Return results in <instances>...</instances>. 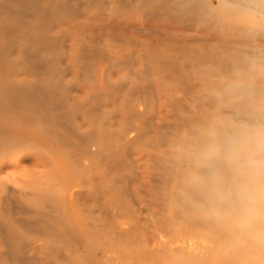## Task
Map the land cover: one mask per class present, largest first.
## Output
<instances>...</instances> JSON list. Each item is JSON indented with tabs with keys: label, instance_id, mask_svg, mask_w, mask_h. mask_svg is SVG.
<instances>
[{
	"label": "bare ground",
	"instance_id": "bare-ground-1",
	"mask_svg": "<svg viewBox=\"0 0 264 264\" xmlns=\"http://www.w3.org/2000/svg\"><path fill=\"white\" fill-rule=\"evenodd\" d=\"M193 71L202 74L200 88L207 83L212 86L218 111L212 113L210 109L211 114L205 112L198 118L175 115L170 108L179 111L181 102H185L182 107L187 109V94H195L197 85L190 80ZM92 79L95 83H90ZM132 92L134 99L130 97ZM168 110L174 121L172 117L170 120ZM164 111L169 114L167 120L173 122L167 130L165 124L163 128L160 125L164 122ZM261 127H264V0H0V148L10 152L37 146L65 156L68 161L60 179L59 172L53 181L52 177L48 176V181L45 177L46 182H53L52 186L46 185L51 190L55 185L62 187L56 188L59 191L55 189L56 196L61 194L60 189L64 191L63 207L51 201L54 208L60 207L53 209L55 213L49 212L52 209L47 211L43 202L46 209L37 207L34 202L37 196L28 194L18 197L27 211L21 209L10 214L0 211L1 227L3 222L7 227L4 229L10 231H4L10 233L8 238L0 237V264H103L106 252L119 251L124 245L122 251L128 253L124 254L130 264L145 260L147 264L161 259L159 254L165 251L158 240L162 228L173 232L180 223L186 224L190 231L210 228L214 233L228 225H224L225 215L242 217V212L252 209L250 206L257 209L264 228V197L258 196V188L254 190V182H250L252 177L257 178L256 173L246 180L249 189L238 192L233 186L230 165L213 154L214 144L223 140L225 132L255 133ZM254 142L255 138H250L249 146H254ZM147 145L155 149L151 158L156 162L152 163L159 162L162 166L163 176L156 165L163 181L160 178L162 187H158L160 192L156 189L155 199L161 198L165 207L162 219L156 222L150 250L143 247L139 229L115 233V227L114 232H106V224L92 227L82 219L84 214L93 213L98 203H102L105 211L125 200L124 191L130 185L123 174H129L117 169L125 162L127 168L130 156L135 159L133 156ZM33 166L41 168L39 162ZM152 169H148V174L150 171L153 174ZM214 169L223 180V200L213 190ZM134 170L136 174L137 168ZM158 178L153 191L160 185ZM143 180L142 175L134 177L131 185L137 184L138 196L148 197V193H140L142 190L138 188H144ZM55 182L59 184L54 185ZM258 182L256 186L262 192ZM144 186L148 190L149 186ZM4 193L0 190V202ZM99 193L103 195L102 201L98 199ZM32 204L34 215L30 214ZM124 209H119L123 217ZM20 215L48 219L50 232L45 231L48 221L42 222L45 229L39 230L37 236L21 232L14 227ZM91 216H85L87 222L91 223ZM118 217L115 215L108 221L115 223L113 219L120 220ZM188 228L181 231L187 235ZM207 229L203 233L212 234ZM242 230L247 233L251 228ZM136 231L141 237L133 234ZM188 234L190 237L191 233ZM186 246L173 248L183 264L207 261L205 253V257L198 253L200 257L193 259L189 245ZM259 254L261 259V251ZM176 256L173 264L179 262ZM256 256L259 258L258 253ZM124 257L121 254L119 258L123 261L127 258Z\"/></svg>",
	"mask_w": 264,
	"mask_h": 264
},
{
	"label": "rangeland",
	"instance_id": "rangeland-1",
	"mask_svg": "<svg viewBox=\"0 0 264 264\" xmlns=\"http://www.w3.org/2000/svg\"><path fill=\"white\" fill-rule=\"evenodd\" d=\"M203 74H205V72L203 73ZM206 74H207V72H206ZM68 79H70V78H68ZM202 79V74H197V71H193V72H191V75H190V80L194 83V85H197L198 86V90H197V86H196V89H195V94H187V96L186 97H188L187 99L189 100V102H187V109L185 108V106H183L182 107V105H185L184 103L185 102H181V104H180V109L182 108H185L184 110H180L179 109V111H177V109H171L170 108V110L176 115V114H178V113H180V114H183V115H188V116H191V117H193V118H198V115H203V114H205V112H206V114H208L209 113V110L211 109V111L210 112H212V113H215L216 112V110L218 111V109H217V106H219V105H217L216 103H215V95H214V93H213V89H212V86H210V84H208L207 83V85L206 86H204L203 88H200V86H199V81ZM91 81V82H90ZM89 82L90 83H95L94 82V80L92 79V80H90ZM122 92V91H121ZM121 92L119 93V94H121ZM132 96H130L131 98H135V93L134 92H132ZM214 97V98H213ZM121 98V95H120V97L119 98H117V100L119 101V100H121L120 99ZM133 98V99H134ZM190 98V99H189ZM214 99V100H213ZM111 100V99H110ZM109 100V101H110ZM112 101V100H111ZM130 101V100H129ZM132 101V100H131ZM134 101V100H133ZM213 101V102H212ZM110 103V102H109ZM183 103V104H182ZM215 105H217V106H215ZM212 107H213V109L214 110H212ZM219 108V107H218ZM145 109V108H144ZM143 109V110H144ZM216 109V110H215ZM226 110V109H225ZM169 112V110H168V113L170 114V116H169V114L167 113V115H166V112L164 111L163 113H162V115L164 114V117H162V119L164 120V122H162V123H160V125L162 126V125H164V127L166 128L167 126H168V124L170 125V126H172L173 125V122L172 121H170L173 117H174V115H171V114H173L172 112ZM176 111H177V113H176ZM208 111V112H207ZM215 111V112H214ZM209 114H211V113H209ZM169 116V118H170V120H169V118H168V120H167V117ZM172 117V118H171ZM173 121H174V118H173ZM169 127V126H168ZM162 128H163V126H162ZM165 130V129H164ZM166 130H167V128H166ZM151 134L152 133H148V135L149 136H151ZM163 140H164V138H163ZM13 141H11L10 143H12ZM256 144V142H254V145ZM37 146H29V148H25V147H23L22 148V150H21V148H19V149H16V150H13V151H10V152H7V150L8 149H6V151H3V148H0V190L1 191H6V194L4 193V195H3V197H2V199L3 200H1V202L0 203H3L2 204V206H1V204H0V211H1V213H4V214H6V212H7V214L9 213H13V212H15L16 210H23V211H27V207H26V205L23 203V202H21L20 200H19V195H22V194H28V195H30V196H32L33 198H36L35 196H37V198L35 199L36 201H34L37 205V207H38V205H39V207L41 206L42 208H44V209H46V206H47V211H49L50 209H52L51 211H49V212H54L55 210H53V209H59V208H57L56 206V208H54L53 207V204L51 203V201L55 204H58L59 206H60V204H61V207H63V201H64V191H62L63 189H60V191H61V194H58L57 196H56V193H58V191H59V189H56L57 187H59V188H62L61 186H57V185H55L56 183L57 184H59L58 182H55L54 183V188H52L53 190H51L48 186L50 185V186H52L53 185V182H46V181H48L47 180V178H49V177H52L51 178V180L53 179V176H56V175H58V172L60 173V175H58V177H59V179H60V176H63V174H65V172H66V168H67V162L68 161H66V159H67V157H63V156H58V155H55L54 153H52L50 150H47V149H43V148H41V147H37ZM148 147H151L150 145H147L146 147H143V149H144V151H143V149H141V153L139 154V155H134L133 157L135 158V159H133L132 158V156H130L131 157V159H133V161L134 162H136V163H134L133 161H131V159L130 160H128L127 162H128V167L126 168V166L125 165H127V163L125 162V163H123V164H121L118 168L119 169H117V170H120V172L121 171H126V173H128L129 175L127 176V174H125L124 172H122L121 174H123L125 177H126V179L128 180V186H129V189H128V187H127V189H126V191H124L125 193V200H121L122 202H120V203H118V206L120 207H118L117 205H115L114 206V208L112 207V208H108V209H106L105 207H104V209H106L105 211H106V213H109L110 212V210H112V214L111 213H109V214H107V215H105L104 214V212L105 211H103V205H102V203H98L99 204V206H97V208L94 210L95 212H97V213H95L94 211H93V213H91V214H87V215H85L84 214V217H82V219H83V223H85V224H88V225H93L92 227H100V225H104V224H106V226L105 227H107V228H104V230L106 231V232H108V230H110V231H112V232H114V229H115V227H117V231L115 232V233H118V231H119V233H121L120 231H122V232H133V231H131V230H129V229H132V230H134L135 231V229L136 230H138L139 231V233L141 234V236L143 235V237H142V239L144 240V243H143V247L145 248V250H146V248L148 249V250H150V248H151V245H152V242H153V236H154V233H155V231H156V225H157V223L156 222H159L161 219H162V215H163V213H164V211H165V207H164V202L163 201H161L162 199L160 198H156L155 199V192L158 190V187H162V183H161V180H160V178H162V181H163V177H160V172H161V174H162V169H160L162 166H161V164L159 163V162H157V164L156 165H158L159 166V169L161 170H157V168L156 167H158V166H156L155 164H153V163H155L156 162V160L152 157L151 158V156L153 155V153H154V151H155V149H154V151H153V149L151 150V148H148ZM37 150H36V149ZM41 148V149H40ZM18 150H20V151H18ZM42 150V151H41ZM44 150V151H43ZM142 151H143V154H142ZM148 154H149V156H148ZM51 158L50 160L52 161V162H50L49 161V158ZM42 157V158H41ZM143 157V159L145 158L147 161H140V160H142V159H140V158H142ZM151 158V160H150V158ZM144 159V160H145ZM150 160V161H149ZM154 160V161H153ZM45 161V162H44ZM46 161H47V163H46ZM130 161H131V163H130ZM149 161V162H148ZM35 162H39L40 164H41V168H39V167H34L33 166V164L35 163ZM46 163V165L47 166H49V168L45 165V168L46 169H48V170H46V169H44L42 166H43V164L44 163ZM54 162H56V163H54ZM133 162V163H132ZM142 162V163H141ZM153 162V163H152ZM50 163V164H49ZM51 163H53V165L51 164ZM151 163V164H150ZM131 164V165H130ZM136 166L137 165V172H136V174L134 173L136 170H134V169H136L134 166ZM136 164V165H135ZM51 165H52V167L53 168H56L55 169V171H57V173H55L54 172V169L51 167ZM148 165L149 166H151V167H149L148 168ZM123 166V167H122ZM133 167V171H132V168L131 167ZM127 169H125V168ZM51 169V170H50ZM121 169H123V170H121ZM143 169V170H142ZM148 169H152L153 171H152V173L153 174H151V171H150V174H148L149 173V170ZM154 169H155V171H154ZM50 170V171H49ZM46 171V172H45ZM160 171V172H159ZM48 172V173H47ZM154 172L156 173V178H158L157 177V175L159 176V183L158 184H160V185H158L157 186V188H154V191H153V188L152 187H156L155 186V184L157 185V183H156V178H154V179H152V177L151 176H153V177H155L154 176ZM159 172V173H158ZM50 173L52 174V176L50 175ZM55 173V174H54ZM260 173V174H259ZM258 174H256V176H254L255 174H253V176L254 177H257V178H253L252 177V175H251V177H252V179L253 180H251L250 182L251 183H253L254 184V186H253V189L255 190L256 188H258V190H256V193L257 194H259L258 196L261 198V197H264L263 195H264V179H262L263 177H264V170H262V172H259ZM132 174L134 175V176H132ZM47 175V176H46ZM140 175H142L143 176V178H144V180H143V189H142V187L141 186H138V188L139 189H141L142 190V192H140V190H139V192L140 193H148L147 195H148V197L146 196V195H141L140 193V195L141 196H144V197H141L140 195L138 196V194H137V192H138V190H137V184L136 185H134L133 183H134V177L136 178L137 176H140ZM149 175V176H148ZM259 176V178H260V176H262V178H261V180L258 182V180H259V178H258V176ZM49 176V177H48ZM161 176H163V174L161 175ZM45 177H46V181H45ZM132 177H133V179H132ZM151 177V178H150ZM250 177V176H249ZM248 177V178H249ZM250 177V178H251ZM131 179V180H130ZM151 179V180H150ZM126 180V181H127ZM130 180V181H129ZM53 181V180H52ZM133 181V183H132V185H131V182ZM155 183H154V182ZM130 182V183H129ZM157 182H158V180H157ZM256 182H258L259 183V185H261V187L260 188H262V192H259V186H256L257 185V183ZM256 183V184H255ZM145 184H147L148 186H149V188H148V186H147V188H148V190L145 188L146 186H144ZM44 185V186H43ZM46 185H48L47 187H46ZM152 185V186H151ZM250 185V184H249ZM43 186V187H42ZM133 186V187H132ZM151 186V187H150ZM252 186V185H251ZM263 186V187H262ZM124 188L126 187L125 185L123 186ZM131 187H132V189H131ZM5 188H6V190H5ZM123 188V189H124ZM244 188H246V189H249V187L247 186V184H246V182H245V187ZM50 189V190H49ZM58 190V191H56V190ZM131 189V190H130ZM144 189H146V190H144ZM152 189V190H151ZM157 189V190H156ZM251 189V188H250ZM75 190H78V189H75ZM55 191V192H54ZM131 191V192H130ZM154 192V193H152V192ZM21 192V193H20ZM32 192V193H31ZM158 192H160V190H158ZM16 193H17V195H16ZM63 193V194H62ZM134 193H136L137 195V197H139V199L135 196V195H133ZM151 193V194H150ZM33 194H34V196H33ZM36 194V195H35ZM53 194H54V197H52L53 196ZM100 194V196H99V200L100 201H102L103 200V195H101V193H99ZM9 195V196H8ZM62 195V196H61ZM133 195V196H132ZM151 195L153 196L152 198H151ZM8 196V197H7ZM135 196V197H134ZM146 196V197H145ZM149 196H150V198H149ZM40 197V198H39ZM61 197H62V200H61ZM56 199V200H55ZM132 199V200H131ZM19 200V201H18ZM55 202H54V201ZM60 200H61V202H60ZM131 200V201H130ZM134 200V201H133ZM143 200V201H142ZM3 201V202H2ZM16 201V202H15ZM50 201V202H49ZM129 201H130V204H129ZM145 201V202H144ZM160 201V202H159ZM8 202V203H7ZM42 202H43V204H47L46 206L45 205H43L42 204ZM154 202V203H153ZM14 203V204H13ZM20 203L22 204L21 206H22V208L20 207ZM34 203V204H35ZM49 203H50V205H49ZM116 203V204H117ZM122 203V204H121ZM146 203H147V208H146ZM158 203V204H157ZM5 204H7V206L5 205ZM101 204V205H100ZM119 204H121V205H119ZM135 204V205H134ZM149 204V205H148ZM156 204V205H155ZM26 207H24V206ZM33 205V204H32ZM34 206L35 205H33V208L31 207V212H30V214L31 215H34ZM52 206L53 208H50V207ZM100 206H102V207H100ZM2 207V208H1ZM8 207V208H7ZM100 207V208H99ZM118 208V209H116V208ZM124 207H125V209H124ZM232 207V206H231ZM122 208L124 209L123 211H124V217H125V222L123 221V219H124V217H123V212L122 211H119V209H121L122 210ZM159 208V209H158ZM249 208H252L251 210L249 209V210H247L246 212H242V217H240V215H237V216H235L234 218L232 217V216H228V215H225V217H224V220H225V224L224 225H226V223L228 224V225H226V227L224 228V229H222V228H218V229H220V231L218 232V231H215L214 230V233L211 231V229H210V233H212V234H210V235H208L209 234V232L207 233L206 232V234H204L203 232H205L206 231V229L207 228H205V230L203 231L202 229H204V228H201V230L200 229H196V230H198V232H196V230H194V231H190V229L191 228H188V226L186 225V224H177L176 225V227H175V231H171V230H169V229H164V228H162L161 229V231H162V234L159 236V238H158V240H159V244H161V245H163L162 246V249H164L165 251L162 253V254H159V255H162L161 256V259H159V260H156V261H149V262H153L154 264H155V262H156V264L158 263H160V264H173V263H175L174 262V258H175V256H176V254L178 253H175L174 252V250H173V248L174 249H178V248H180L183 244L185 245V247H187L186 245H189V247H188V252H189V254H190V256H192V257H194L193 259H197L198 257H200L199 256V254L201 255V254H203V255H201V257H205V255H206V257H207V261L205 260L204 261V264H216L217 262L220 264H261V262H263L262 264H264V261H263V259L264 258H262V257H264V252H262V251H264V228H263V226L261 227V217H260V215L255 211V210H257V209H255V208H253V207H249ZM128 209V210H127ZM7 210V211H6ZM97 210H99V211H97ZM11 211V212H10ZM120 213H119V212ZM254 211L256 212V213H254ZM57 212V211H56ZM130 212V213H129ZM131 212H133V214L131 213ZM159 212V213H158ZM55 213V212H54ZM116 213V214H115ZM135 213V214H134ZM251 213H253L252 215H253V217L251 216ZM96 214V215H95ZM102 214V216L104 217V218H102V216H100ZM110 214H111V217L113 216V217H115V215L116 216H119L118 218H120V220L119 219H117L116 220V218L115 219H113L114 221H115V223L114 222H111V220L110 221H108L109 219H112L111 217H110ZM115 214V215H114ZM120 214H122V217H120L121 215ZM160 215V216H158V215ZM241 214V213H240ZM258 214V215H257ZM58 215V214H57ZM56 215V216H57ZM60 215V214H59ZM58 215V216H59ZM91 215H93V218L91 219V218H88V219H91V223H92V220H93V222H94V224L92 223H90V222H87V216L88 217H90ZM129 215L131 216L130 218H129ZM246 215V217H244L243 218V216H245ZM255 215H257V216H255ZM86 216V217H85ZM98 216V218L99 217H101L100 218V220L98 219V218H96V217ZM92 217V216H91ZM159 217V218H158ZM227 217H229V218H227ZM98 219L99 221H97L96 219ZM136 218V219H135ZM249 218H250V220H249ZM253 218H255V219H253ZM17 219H19V220H17ZM15 221L16 222H14L15 223V225H14V227L16 228V226H17V228H19V230L22 232L23 231V233H26V234H29L30 233V235H32V236H37L38 235V231L39 230H44L45 228V226L46 225H43L42 226V222L44 223V224H46V222L48 221V225H47V227L49 228V224H50V222H49V220L47 219V221H46V219H41L40 217L38 218H32V217H28L27 215H20V217L19 218H17ZM32 219H33V221H32ZM86 219V220H85ZM132 219V220H131ZM159 219V220H158ZM243 219H245L244 221H243ZM45 222H44V221ZM96 220V221H95ZM112 220V221H113ZM135 220H136V222H135ZM243 222H242V221ZM20 221L23 223H21V224H19L20 223ZM106 221V222H105ZM119 221H120V223H119ZM139 223H138V222ZM30 222V223H29ZM98 222V224H97V226H96V224L95 223H97ZM103 224H102V223ZM105 222V223H104ZM241 222L243 223V224H241ZM249 222H251V223H249ZM36 227H33V225ZM38 225H37V224ZM39 223H40V225H39ZM110 223H114L116 226H114V224L112 225V224H110ZM124 223V224H123ZM3 224H5V223H3L2 222V226L3 227H1V223H0V227H1V230H0V237H2V238H8V235L10 234H7L6 232L7 231H9V228L7 229V230H5L6 228L4 227V226H6V224L5 225H3ZM138 224V225H137ZM141 226H140V225ZM235 224V225H234ZM37 225V226H36ZM110 225V227H108ZM124 225V226H123ZM132 225V226H131ZM230 225V226H229ZM234 225V226H233ZM236 225H237V228H236ZM242 225V226H241ZM19 226V227H18ZM23 226V227H22ZM41 226V227H40ZM138 226H139V228H138ZM229 226V227H228ZM46 227V229H45V231H49L50 232V228L48 229ZM5 228V229H4ZM40 228V229H39ZM42 228V229H41ZM113 228V229H112ZM183 228H188V229H184L185 231H187L186 232V234L188 235H185L184 233L185 232H182L183 231ZM235 230V231H233L232 232V230L233 229ZM247 228V230L249 229V228H251V230L249 231H247V233H246V230H242V229H246ZM25 229V230H24ZM37 229V230H36ZM122 229V230H121ZM148 229V230H147ZM209 229H207L208 231H209ZM229 229V230H228ZM236 229H239L240 231H241V233H240V231L239 230H237L236 231ZM258 229H259V231H258ZM35 230V231H34ZM116 230V229H115ZM141 230V231H140ZM143 230V231H142ZM147 230V231H146ZM164 230V231H163ZM174 230V229H173ZM182 230V231H181ZM193 230V229H192ZM3 231V233L1 234V232ZM4 231H6V232H4ZM30 231V232H29ZM42 231H40V232H42ZM138 231H136V232H134L133 234H135V235H137L138 234ZM145 231V232H144ZM165 231H166V233H165ZM180 231V232H179ZM189 231V232H188ZM201 231H202V233H201ZM228 231H230V233L228 232ZM242 231H243V233H242ZM244 231H245V233H244ZM10 232V231H9ZM171 232V233H170ZM201 234H200V233ZM216 232V233H215ZM137 233V234H136ZM164 233L165 234H167V236L166 237H164ZM180 233V234H179ZM188 233H191V235H190V237H189V234ZM223 233V234H222ZM225 233V234H224ZM241 235H240V234ZM4 234H5V236H4ZM219 234V235H218ZM222 234V235H221ZM236 234H237V236H236ZM218 237H217V236ZM221 235V236H220ZM229 235V236H228ZM231 235V236H230ZM253 235H254V237H253ZM138 236H140L139 234H138ZM140 236V237H141ZM187 236V237H186ZM259 236V237H258ZM163 239H162V238ZM192 237V238H191ZM241 237V238H240ZM161 238V239H160ZM167 240H166V239ZM188 238H190V239H188ZM220 238H222V240L220 239ZM259 238V239H258ZM218 239H220V241L218 240ZM258 239V240H257ZM192 241V243H189V242H191ZM217 240L219 241V242H217ZM250 240V241H249ZM261 240V241H260ZM254 241V242H253ZM162 242V243H161ZM165 242H166V244H165ZM172 244L171 246H170V243ZM179 242V243H178ZM209 242V243H208ZM216 242H217V244H216ZM253 242V243H252ZM256 242V244H254ZM258 242V243H257ZM260 242V243H259ZM167 243H168V247H172V248H170V249H168V247H167ZM183 243V244H182ZM220 245H219V244ZM253 244V246L251 247L250 245H252ZM177 244V245H176ZM190 244H193V245H191V247H190ZM214 244H216V245H214ZM250 244V245H249ZM257 244H258V246L259 247H257ZM263 246H262V245ZM175 245H176V247H175ZM254 245H256L255 246V249H254ZM125 247H126V245H124ZM123 246V247H124ZM121 246H119V247H116L117 249L118 248H120ZM123 247L122 248H120V250L119 251H117V250H115V251H109V252H106V257L107 258H109L110 256H111V254L113 255V256H111L109 259H106V257L104 258V263L103 264H109L110 262V264H125V261H126V264H127V262L129 261V259H128V257H127V255H125V254H128L127 252H123L122 250H123ZM167 247V250L165 249ZM205 247H207V251H206V248ZM219 247V248H218ZM245 247H247L246 248V250L248 251V254H247V252H246V250H244V248ZM192 248H194V250H192ZM210 248V249H209ZM214 248V249H213ZM217 248V249H216ZM223 248V249H222ZM110 249V248H109ZM108 249V250H109ZM125 249V248H124ZM190 249H191V251H190ZM263 249V250H262ZM198 250V251H197ZM211 250V251H210ZM213 250L215 251V254H214V252H213ZM217 250V251H216ZM253 250H257L256 252L258 253V256L260 255L259 253H260V251H261V255H262V257H261V259H262V261H261V259H260V256H259V258L256 256V252L255 251H253ZM120 252V253H119ZM121 252H123V253H121ZM173 252V253H172ZM212 252V253H211ZM221 252H223V253H221ZM109 253V254H108ZM125 253V254H124ZM171 253V254H170ZM192 253V254H191ZM194 253H196V255L194 254ZM199 253V254H198ZM204 253H205V255H204ZM252 255H251V254ZM256 253V254H255ZM118 254V255H117ZM123 255V257H124V255H125V257L124 258H126V260L124 259L123 261H121V259L122 258H119L120 257V255ZM221 254V255H220ZM105 255V254H104ZM109 255V256H108ZM115 255H117L116 257H115ZM169 255H172V257H168ZM210 255H211V257H210ZM217 255H219V256H217ZM230 255V256H229ZM235 255V256H234ZM240 255V256H239ZM251 256V258H250V256ZM234 256V257H233ZM249 256V257H248ZM252 256H255L256 257V259L255 258H253ZM112 257H113V259H112ZM165 257H168V259L166 258L165 259ZM209 257V258H208ZM226 257V258H225ZM117 258H119V259H117ZM160 258V257H159ZM177 258H179L178 260H179V262H177V264H183L184 263V261H183V259H181L180 257H179V254H177V256H176V259L175 260H177ZM211 258V259H210ZM218 258V259H217ZM220 258H223V260L222 259H220ZM232 258V259H231ZM234 258H235V260H234ZM244 258V259H243ZM112 259V260H111ZM181 259V260H180ZM239 259V260H238ZM114 260V261H113ZM115 260H118V262L117 261H115ZM200 260V259H199ZM210 260V261H209ZM107 261V262H106ZM110 261V262H109ZM113 261V262H112ZM122 263H121V262ZM159 261V262H158ZM166 261V262H165ZM173 263H172V262ZM194 261V260H193ZM230 261V262H229ZM239 261V262H238ZM124 262V263H123ZM145 262H146V260L145 261H143L141 264H145ZM147 263V264H150V263ZM227 262V263H226ZM129 263V262H128ZM153 263H151V264H153ZM196 263V262H195ZM200 263V262H199ZM217 263V264H218ZM10 264H13V263H10ZM48 264H51V263H48ZM52 264H54V263H52ZM56 264V263H55ZM130 264V263H129ZM186 264H189L188 262L186 263ZM201 264V263H200Z\"/></svg>",
	"mask_w": 264,
	"mask_h": 264
},
{
	"label": "clouds",
	"instance_id": "clouds-1",
	"mask_svg": "<svg viewBox=\"0 0 264 264\" xmlns=\"http://www.w3.org/2000/svg\"><path fill=\"white\" fill-rule=\"evenodd\" d=\"M223 140L214 144L213 154L217 158H222L231 167L233 176V186L238 192H242L248 177L254 173L258 174L264 170V127L249 133L243 131L238 134H223ZM254 137L256 144L249 146L250 138ZM261 157V158H257ZM215 194L223 200L225 192L223 180L217 170L212 173Z\"/></svg>",
	"mask_w": 264,
	"mask_h": 264
}]
</instances>
